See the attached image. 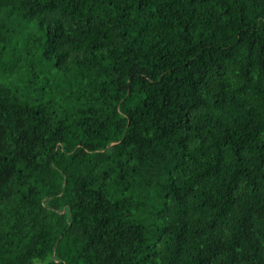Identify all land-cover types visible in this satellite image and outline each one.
I'll return each mask as SVG.
<instances>
[{
	"label": "trees",
	"instance_id": "1",
	"mask_svg": "<svg viewBox=\"0 0 264 264\" xmlns=\"http://www.w3.org/2000/svg\"><path fill=\"white\" fill-rule=\"evenodd\" d=\"M0 264H264V0H0Z\"/></svg>",
	"mask_w": 264,
	"mask_h": 264
}]
</instances>
